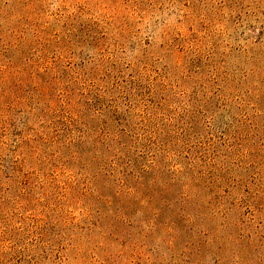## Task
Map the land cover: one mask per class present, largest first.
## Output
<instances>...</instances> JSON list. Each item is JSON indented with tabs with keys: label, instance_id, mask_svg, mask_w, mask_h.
Masks as SVG:
<instances>
[{
	"label": "rangeland",
	"instance_id": "obj_1",
	"mask_svg": "<svg viewBox=\"0 0 264 264\" xmlns=\"http://www.w3.org/2000/svg\"><path fill=\"white\" fill-rule=\"evenodd\" d=\"M0 264H264V0H0Z\"/></svg>",
	"mask_w": 264,
	"mask_h": 264
}]
</instances>
